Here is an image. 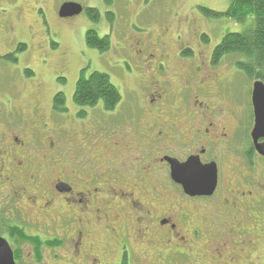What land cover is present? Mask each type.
<instances>
[{
  "label": "flooded vegetation",
  "instance_id": "1",
  "mask_svg": "<svg viewBox=\"0 0 264 264\" xmlns=\"http://www.w3.org/2000/svg\"><path fill=\"white\" fill-rule=\"evenodd\" d=\"M162 26L155 40L133 38L134 68L126 61L125 74L137 86L114 110L102 108L106 121H87L90 108L57 109L42 81L0 86V237L16 264H102L112 251L119 264L198 261L202 244L262 226L264 157L251 137L253 109L237 121L234 75L214 60L204 31L188 22L192 42L185 25L171 33ZM13 58L0 50V61ZM189 160L215 166L212 195L190 196L172 179L171 162Z\"/></svg>",
  "mask_w": 264,
  "mask_h": 264
},
{
  "label": "rangeland",
  "instance_id": "2",
  "mask_svg": "<svg viewBox=\"0 0 264 264\" xmlns=\"http://www.w3.org/2000/svg\"><path fill=\"white\" fill-rule=\"evenodd\" d=\"M67 2L81 4L84 11L73 18L61 19L59 9ZM229 4L230 0H113L111 4L106 0H0V35L7 37V42H2L3 46L0 50L7 47L18 59V62L10 59L0 61V86H5L8 82L14 89H22L25 85L28 87L33 85L34 81L45 82L51 92L50 95L53 94V103L56 95L63 93L65 106L73 112L77 109L73 100L76 84L81 69L87 67L86 76L100 72L110 77L111 82L120 90L121 104H123L129 100V89L137 86V82L130 80L125 74L129 72L126 61L131 68H134V61L127 58L135 35L136 37L145 35L146 40H155L164 31L162 25H167L171 33L179 22L185 25L182 30L186 39L195 42L196 37L190 35V30L186 26L188 22L193 21L201 31H204L206 39L209 36L214 48L228 32H245L254 27L252 18L238 25L228 18L216 19L208 16L202 10L206 8L224 12ZM87 8H96L99 19L94 20L89 17ZM110 14L114 16L113 20L110 19ZM186 19L189 21L187 22ZM89 30H94L101 38L109 35L110 50L100 52L87 47L85 38ZM19 44L25 45V50L18 51ZM233 56H227L220 67L221 70L225 72L228 70L229 73L231 71L234 75L232 78L235 94H231L233 100L236 95L238 105L236 104L234 111L238 114L237 121L240 122L244 121L245 109L251 108L250 92L253 81L244 71L236 68L234 63L238 56ZM63 58H70L69 67L60 66ZM26 69L31 70L34 75H28ZM31 79L36 80L30 82ZM88 110L90 112L87 121L93 123L98 120L106 121L104 119L107 116L101 104ZM105 125L102 129L108 128ZM122 129L124 128L117 127L114 134ZM72 130L73 128L68 125L67 137L70 134L74 135ZM81 133L85 132L81 131L79 134ZM100 237L99 240H102L101 235ZM238 243L244 245L245 251L240 253L241 246ZM246 246L249 248L246 249ZM215 247L219 249L216 250ZM28 252L29 250L26 249L25 253ZM115 253L112 251V256L101 255L104 259L102 264H119L118 261H110L117 258ZM228 253L236 259V262L229 259L225 261V255ZM245 255H248L250 260L245 258L248 260L247 263H242ZM198 256V261L194 258L184 261L181 256H173L174 258L169 257L162 264H264V222L259 228L255 227L250 231L249 235L234 237L230 242L225 239L221 245L216 244L213 248H204L202 244ZM135 263L159 264V261L154 262L150 259ZM135 263L130 261L129 264Z\"/></svg>",
  "mask_w": 264,
  "mask_h": 264
},
{
  "label": "trees",
  "instance_id": "3",
  "mask_svg": "<svg viewBox=\"0 0 264 264\" xmlns=\"http://www.w3.org/2000/svg\"><path fill=\"white\" fill-rule=\"evenodd\" d=\"M106 1L110 4L113 2V0ZM202 10L208 16L216 19L228 18L238 25L245 23L249 18L254 20V27L248 31L225 34L215 47L214 60L222 59L223 62L227 56L236 55L238 57L235 59L234 65L238 70L244 71L252 81L261 80L264 82V0H230L228 8L224 12L206 8H202ZM86 12L92 19H99V12L96 8H87ZM109 17L111 20L114 18L112 14ZM85 40L87 47L100 52H107L111 48L110 36L101 38L94 30L87 32ZM25 48V45L19 44L18 51H23ZM13 60L17 61L14 58ZM25 72L28 75H34L29 69H26ZM33 80L36 79H31V81ZM73 100L79 108H96L101 104L106 111H112L121 103L122 96L108 75L93 72L90 76H86V70H81ZM54 102L57 109H63L65 95L59 93ZM20 236L22 237V234Z\"/></svg>",
  "mask_w": 264,
  "mask_h": 264
},
{
  "label": "water",
  "instance_id": "4",
  "mask_svg": "<svg viewBox=\"0 0 264 264\" xmlns=\"http://www.w3.org/2000/svg\"><path fill=\"white\" fill-rule=\"evenodd\" d=\"M83 12L82 5L74 2L64 3L59 9L60 18L67 19L78 16ZM251 101L254 110V127L251 132L257 152L264 156V82L257 80L253 84ZM173 180L182 186L184 192L190 196H210L218 183L215 166H202L196 160H189L184 164L171 162ZM0 264H16L12 248L4 238H0Z\"/></svg>",
  "mask_w": 264,
  "mask_h": 264
}]
</instances>
